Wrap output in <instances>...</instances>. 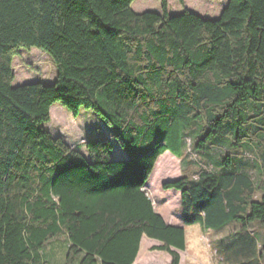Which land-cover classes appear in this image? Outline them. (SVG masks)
I'll return each instance as SVG.
<instances>
[{
    "label": "trees",
    "instance_id": "1",
    "mask_svg": "<svg viewBox=\"0 0 264 264\" xmlns=\"http://www.w3.org/2000/svg\"><path fill=\"white\" fill-rule=\"evenodd\" d=\"M133 2L0 0V264H46L40 250L61 237L64 264H134L143 237L179 264L185 227H264V0H228L212 20L169 16L167 0L160 14H136ZM31 48L56 78L12 88L13 59ZM56 103L113 128L124 159H110L109 139L85 142L87 159L48 133ZM196 126L194 150L216 137L246 145L259 176L202 169L192 180L182 169L161 186L180 193L183 227L168 226L145 184L159 157L179 159ZM238 237L239 251L255 250L242 262L258 264L264 240L257 255L252 237Z\"/></svg>",
    "mask_w": 264,
    "mask_h": 264
},
{
    "label": "rangeland",
    "instance_id": "2",
    "mask_svg": "<svg viewBox=\"0 0 264 264\" xmlns=\"http://www.w3.org/2000/svg\"><path fill=\"white\" fill-rule=\"evenodd\" d=\"M227 3L228 0H182L181 5L178 0H167V10L169 16L179 15L183 10H187L201 18L212 20L219 17ZM136 8L139 10L135 11ZM160 9L159 0H134L131 5V10L136 14L143 12L160 14ZM12 71L14 75L12 88L31 83L49 86L53 84L57 74L50 57L36 48L20 49L13 59ZM43 128L53 137L62 139L72 150L78 148L83 152L85 142L109 139L112 146L109 156L112 161L122 160L126 155L113 138L115 130L106 126L91 110L82 109L76 117H73L56 103L50 109L49 123ZM198 131V126L190 133L186 131L183 134L180 161L176 157L170 158L169 152L165 153V156L161 158L162 166L152 172L145 184L144 191L149 198H152L149 193L151 191L156 200L169 203L172 208L170 211L175 210V214H180V210L174 206L173 201H170L172 200L170 196L162 195L164 191L161 189V184L177 180L182 169H186V176H190L192 180L196 179L202 169L219 173L243 171L250 174L254 180H257L259 176V169L255 164V153L246 145L234 148L230 146L229 139L216 137L207 143L203 150H194L193 139L198 135ZM84 155L88 159L86 152ZM226 155L230 157V162L224 165L223 160ZM160 210L161 207L156 214L159 215ZM238 235L248 239L250 236L259 244L260 237L264 238V227L259 221L253 222L246 230H242L236 223L220 229H206L201 225L186 227L185 250L180 252L181 264H245L242 262L244 257L254 256L255 250L253 252L250 244L246 243L249 248L239 251L243 239H239ZM248 239L244 241L251 242ZM160 245L143 237L134 264H170L171 258L167 253L153 250ZM67 248L66 237L52 239L44 244L40 255L46 264H64ZM259 253L260 250L257 255ZM79 260L80 258H77L72 264H79Z\"/></svg>",
    "mask_w": 264,
    "mask_h": 264
},
{
    "label": "crops",
    "instance_id": "3",
    "mask_svg": "<svg viewBox=\"0 0 264 264\" xmlns=\"http://www.w3.org/2000/svg\"><path fill=\"white\" fill-rule=\"evenodd\" d=\"M137 10H139V9L136 8L135 11H137ZM75 149L78 152L82 153V154L85 153V149H84L83 152H81L78 148H75ZM163 156H165V155H163ZM163 156L159 157V159L157 160V162H156V164L154 166L153 171L157 170L159 166H162L163 163L161 162L162 161L161 158H163ZM169 156H170V158L171 157L172 158H175V157H173L171 155H169ZM177 160L180 161L179 159H177ZM179 174L181 176V170H180V173ZM162 184H164V183H162ZM162 184H161V186H162ZM149 193L151 194V196L153 198V199L151 198L150 200L152 202V207H153V210L155 211V213L157 212L158 208L161 207V210L158 213L161 216V218L163 219L164 223L166 225L172 226V227H183V223H182V220H181V214H175L174 213L175 210L174 211L172 210V212H171L170 209H172V208H171V206H170L169 203H166L164 201H161L160 202V201H158V200H156L154 198L155 196L153 195V193L151 191H149ZM162 195H164V196H170V199H172L170 201H173L174 206H176L177 209L180 210V193L179 192L174 191V190H168V191L162 192ZM173 209H174V207H173ZM185 229H186V227L184 228V231H185ZM260 238H261V242L259 244L255 241L256 242L257 251L260 250L261 245L263 244V240H264V238H262V237H260ZM176 252L178 253V255L180 257V252L179 251H176ZM257 263L258 264H264V258L263 259H258V262ZM179 264H181V259L179 261Z\"/></svg>",
    "mask_w": 264,
    "mask_h": 264
}]
</instances>
